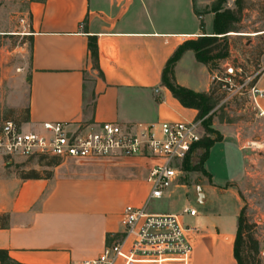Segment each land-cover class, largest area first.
<instances>
[{
	"label": "crops",
	"instance_id": "0c3cea01",
	"mask_svg": "<svg viewBox=\"0 0 264 264\" xmlns=\"http://www.w3.org/2000/svg\"><path fill=\"white\" fill-rule=\"evenodd\" d=\"M213 1L31 0L24 16L32 32L29 74L10 89L6 106L28 127L46 121L75 126L197 118L199 110L174 96L163 72L185 42L214 34ZM214 73L193 49H186L174 67L177 83L198 92L212 89ZM259 104L264 110V99ZM213 126L222 138L209 150L205 173L195 171L201 175L199 183H193L201 209L193 216L182 214L190 226L192 255L173 261L121 257L115 264H239L235 241L244 199L237 183L247 169L248 150L233 127ZM61 162L88 163L74 169L76 173L24 178L0 156V213L9 214V224L0 227V249L20 264L95 260L117 239L124 207L141 204L147 195V167L141 157ZM183 201L181 210L167 212L181 214L185 205L192 206L188 198Z\"/></svg>",
	"mask_w": 264,
	"mask_h": 264
},
{
	"label": "built area",
	"instance_id": "2783aa9c",
	"mask_svg": "<svg viewBox=\"0 0 264 264\" xmlns=\"http://www.w3.org/2000/svg\"><path fill=\"white\" fill-rule=\"evenodd\" d=\"M22 22L25 29H29L24 17ZM226 72L225 77L214 73L212 81L220 80L224 86L229 84L246 95L264 119V110L259 104L264 99V49L253 56H240V63L235 68L228 67ZM204 119H164L147 124L79 122L75 126L46 121L39 127H28L27 122L5 118L0 119V154L9 161L32 155L59 160L141 157L147 167L145 199L141 204L129 203L124 207L120 220L122 229L117 239L108 242L100 256L86 264H115L121 257L173 261L192 255L190 226L184 224L182 214L193 216L197 210L185 205L181 214L158 212L150 209V203L168 198L174 188L186 184L183 182L187 171L185 163L189 158L193 162L194 153L201 149L198 144L207 134Z\"/></svg>",
	"mask_w": 264,
	"mask_h": 264
},
{
	"label": "rangeland",
	"instance_id": "374dc122",
	"mask_svg": "<svg viewBox=\"0 0 264 264\" xmlns=\"http://www.w3.org/2000/svg\"><path fill=\"white\" fill-rule=\"evenodd\" d=\"M31 0H0V119L12 118L21 120L15 111L6 106V97L10 89H15L21 79L29 74L32 57V47L28 28L25 29L22 18ZM220 4V0L212 2V8ZM223 9L234 10L236 19L233 24L236 34H221L220 49L226 51L224 58L212 60L209 65L220 77H225L228 67L235 68L240 63V56H253L262 53L264 49V34L253 35L264 30V0H223ZM235 32V31H234ZM237 80L235 81V83ZM212 88L223 96L211 109L210 121L213 124H228L233 127L247 146V169L237 183L244 199L245 223L249 227L244 230V253L250 264H264V119L256 116L252 101L229 84L224 86L220 80L212 81ZM258 141V144H253ZM203 149L193 155L197 163ZM10 169L17 170L22 175L34 174L41 177L54 173H76L74 169L85 168L88 162L62 164L61 160L43 155L20 156L9 161L3 156ZM217 159H215V162ZM199 175L187 170L183 178L186 187H178L175 193L164 199L153 200L150 203L152 211L167 212L181 210L184 198L200 210L198 203L199 190L193 183H199ZM255 246L258 248L256 252Z\"/></svg>",
	"mask_w": 264,
	"mask_h": 264
},
{
	"label": "trees",
	"instance_id": "16d2710c",
	"mask_svg": "<svg viewBox=\"0 0 264 264\" xmlns=\"http://www.w3.org/2000/svg\"><path fill=\"white\" fill-rule=\"evenodd\" d=\"M220 4H217L212 10L215 12L214 19V34L201 35L197 39H192L181 45L169 59L163 72V82L172 91L174 96L185 106L190 108H196L199 110L198 117H205L203 120L207 134L199 142L198 146L203 149L200 159L197 163H192L190 158L185 163L186 170L202 171L205 173L203 166L205 160L208 157L209 150L214 143L222 138L221 133L212 127L210 121L209 112L217 104L219 100L223 98L222 95L217 94V90L212 88L209 92H198L193 89L177 83L174 74V67L181 55L186 49H193L196 51L199 60L205 63H210L217 58H224L227 55L226 51L220 49L219 41L221 40V34L237 31L233 22L236 19L234 10L230 8L223 9ZM90 49L93 57L98 56V46L91 38ZM15 111V110H11ZM213 135V136H212ZM57 158V157H53ZM58 159V158H57ZM22 175V174H21ZM24 178H40L36 172L34 174L22 175ZM49 177V176H47ZM9 224V214L0 213V227H5ZM249 227V224L245 223L244 208L239 217V226L237 231V237L235 241V257L239 264H250L248 256L244 253V230L245 227ZM256 252H258L257 246H255ZM0 264H20L9 253L7 249H0Z\"/></svg>",
	"mask_w": 264,
	"mask_h": 264
},
{
	"label": "bare ground",
	"instance_id": "6f19581e",
	"mask_svg": "<svg viewBox=\"0 0 264 264\" xmlns=\"http://www.w3.org/2000/svg\"><path fill=\"white\" fill-rule=\"evenodd\" d=\"M262 33H264V31L259 32V34H262ZM257 35H258V34H257ZM253 144H258L259 146H261V144H260L259 142H253Z\"/></svg>",
	"mask_w": 264,
	"mask_h": 264
}]
</instances>
